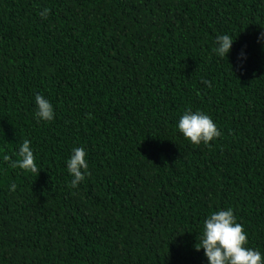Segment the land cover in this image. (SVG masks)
<instances>
[{
    "label": "trees",
    "instance_id": "1",
    "mask_svg": "<svg viewBox=\"0 0 264 264\" xmlns=\"http://www.w3.org/2000/svg\"><path fill=\"white\" fill-rule=\"evenodd\" d=\"M261 34L264 0H0V264H207L204 220L228 208L264 254ZM188 109L220 137L186 140ZM25 140L37 173L14 164Z\"/></svg>",
    "mask_w": 264,
    "mask_h": 264
},
{
    "label": "clouds",
    "instance_id": "2",
    "mask_svg": "<svg viewBox=\"0 0 264 264\" xmlns=\"http://www.w3.org/2000/svg\"><path fill=\"white\" fill-rule=\"evenodd\" d=\"M42 16L48 15L45 9ZM234 40L228 34H220L215 38V54L222 58H228L231 53ZM258 43L264 42V34L257 37ZM242 52L239 59H244ZM211 87V83L204 81ZM34 116L38 121L51 122L55 119V111L52 103L43 95L35 96ZM177 129L182 136L192 145H208L220 137L221 132L213 118L202 111L193 112L186 110L180 116ZM19 159L14 162L15 166L30 171L38 172L36 157L30 142L25 140L19 147ZM88 153L84 147H74L66 161L67 172L70 175L72 188H77L88 175ZM8 159V157H5ZM248 235L242 224L237 222L231 208L218 209L211 212L204 220L200 239L195 245L196 251L203 250L207 264H264V254L259 250L248 246Z\"/></svg>",
    "mask_w": 264,
    "mask_h": 264
}]
</instances>
